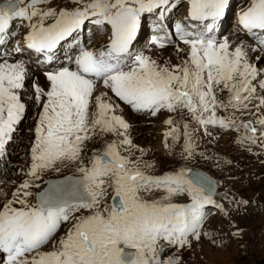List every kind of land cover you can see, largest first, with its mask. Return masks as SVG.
Instances as JSON below:
<instances>
[{
	"label": "snow or ice",
	"instance_id": "1",
	"mask_svg": "<svg viewBox=\"0 0 264 264\" xmlns=\"http://www.w3.org/2000/svg\"><path fill=\"white\" fill-rule=\"evenodd\" d=\"M171 3L172 0H69L63 6H53L51 0L0 3V45L9 35H15L9 32V25L20 19L27 22L24 45L43 53L46 60L52 59L50 53L61 42L74 41L86 23L110 26L105 46L96 50L80 48L74 70L61 67L45 73L50 84L47 91L33 85L42 110L34 128L32 163L27 175L39 179V173L45 170L55 167L59 171L58 164H77L80 176L50 182L35 193V203L29 202L33 196L29 190L31 181L26 179L19 185L13 199L0 207V264H183L180 255L165 256V251L190 247L193 240L207 235L202 232L207 215L204 208L215 203L214 185L206 178L190 177L191 170L186 168L147 175L136 161L121 155L120 147L132 142L126 134L128 123L115 114L119 105L107 92L95 95L97 81H102L105 89L136 112L156 116L162 110H186L205 127L218 124L227 128L232 123L216 115L215 109L220 106L217 89L230 93L224 107H248L255 98L252 81L258 69L246 58V45L241 42L230 50L227 39L218 42L210 35L225 16L229 0H189L188 15L192 19L212 22L196 32L176 23L175 32L189 49L188 58L181 64L158 65L142 51L132 50L142 14L158 10L163 17ZM238 23L258 39L259 46H264V0H250L240 12ZM166 41L172 42L167 35L151 37V44L159 48ZM22 50L20 46L14 48L15 52ZM26 72L21 61L0 62V150L25 114L26 105L18 90L24 87ZM260 87L264 88V81ZM93 103L95 111L90 112ZM260 104L264 105V98H260ZM257 122L264 126V118ZM165 123L172 126L165 136L179 139L178 124L171 117ZM243 127L250 133L246 139L256 143L257 128L251 122ZM96 130L115 133L123 139L108 143L102 153L94 152L85 165V142ZM260 135L264 136V131ZM183 137V152L188 158L193 144L187 123ZM109 188L114 192L113 203L102 207ZM141 192L162 195L159 199H144ZM180 195L190 197V203H173L172 198ZM84 210L89 214L84 215ZM64 223H71V227L54 239ZM48 245L51 247L43 250Z\"/></svg>",
	"mask_w": 264,
	"mask_h": 264
},
{
	"label": "rangeland",
	"instance_id": "2",
	"mask_svg": "<svg viewBox=\"0 0 264 264\" xmlns=\"http://www.w3.org/2000/svg\"><path fill=\"white\" fill-rule=\"evenodd\" d=\"M2 1L0 0V2ZM235 7L236 5L233 8ZM180 9L181 5L174 6L169 21L170 26L173 27L178 19ZM230 13L231 16H228L229 18L223 27L216 31L215 38L223 37L221 40L216 38L217 41L227 39L230 50H234L243 41L240 36H237V33L233 37L229 35V26L231 27L233 23V10ZM11 26L13 31L17 30V19L10 23L9 28ZM89 37L88 43L86 42L87 45L93 41V36L90 35ZM144 37L142 34L137 43L145 40ZM12 39L13 36L10 37V41ZM171 41V43L165 42L163 48L150 44L140 51L155 60L158 65L167 64L171 67L181 64L188 58V46L184 45L178 36H174ZM244 44L246 45V58L258 69V75L252 81L256 88L255 98L248 102L247 108L224 107L223 105L228 103L230 93L227 90L220 91L217 89L216 96L220 106L215 109L216 115L232 122L231 126L227 128L220 127L218 124L202 126L186 110H178L177 112L162 110L156 116L147 112H136L130 106L119 101L110 90L105 89L102 82L97 81V87H102L103 92H107L112 102L119 105L115 109V114L121 116L129 125L126 134L133 141L131 145L120 147L121 155L136 161L147 175L159 176L180 168L198 169L213 178L218 185L216 196H212L215 203L205 205L204 208L207 215L202 224V232L208 234L202 235L199 241L193 240L190 247L179 250L171 248L164 253L165 256L173 253L180 255L183 264H208L203 261H195L197 260L194 259L195 243L201 244V248L210 246L209 249L216 254H225L224 257L231 264H264V136L260 135L264 131V126L257 122L258 119L264 118V105L260 104V98H264V88L260 87L261 81H264V53L260 48H255L256 50L253 51L254 48L251 45ZM6 48L9 51V46ZM178 49L180 50L178 51ZM11 56L14 57L0 53V62L8 60L10 63H15ZM32 66L26 72L28 78L25 77L24 87L18 90L23 96H21L23 103L27 97L22 93L25 89L29 90V86L34 89L32 85L36 84L45 91L50 87L45 77L46 71L44 74L41 73L42 75H36V66ZM61 67L58 65L48 69V71L58 70ZM70 69L74 70L75 67L72 65ZM42 99H46V97ZM28 103L22 121L15 128L14 134L16 136H11L12 141L6 143L4 147H7L8 151L0 155V207L8 200L13 199V192L26 179L30 180L33 185L29 189L33 193L29 202L35 203V193L45 185L47 179L63 175L80 176V173L77 172V164H58L59 171L55 167L45 170L39 173V179H33L27 175L32 163L31 146L35 138L34 128L42 110V104L37 103L35 99V90L28 99ZM92 111H95L94 103L90 109V112ZM135 117L141 119L142 122L135 123ZM167 117H171L178 124L179 139L173 140L171 136L166 137L164 135L163 122ZM154 121L157 124H154ZM246 122H251L252 126L257 128L256 143H251L246 139L250 135L248 130L243 127ZM185 123L188 124V131L193 144L192 155L188 158H185L187 154L183 152ZM142 126H153L155 130H138L137 127ZM169 130L170 128L167 131ZM121 139L123 137L117 136L115 133H103L96 130L92 139L85 142L82 153L84 164L89 163L94 152L102 153L108 143L113 141L119 143ZM140 143L147 144L145 151L143 144L139 146ZM146 164L151 165V167H146ZM36 185L39 187L37 188ZM161 195V192H141L144 199H159ZM113 196L114 192L109 188L107 195L102 200V207H109L113 203ZM241 201H247V204H243ZM172 202L187 204L190 203V197L186 195L176 196L172 198ZM216 205L221 207H216ZM14 206L19 207L18 204ZM83 214H89L88 210H84ZM70 227L71 223L62 224L56 235L61 233L63 235Z\"/></svg>",
	"mask_w": 264,
	"mask_h": 264
},
{
	"label": "bare ground",
	"instance_id": "3",
	"mask_svg": "<svg viewBox=\"0 0 264 264\" xmlns=\"http://www.w3.org/2000/svg\"><path fill=\"white\" fill-rule=\"evenodd\" d=\"M51 2H52L53 6H63L65 4H68L69 0H51ZM249 3H250V0H243V1H241V0H229V6L226 9L225 16L222 17L221 20L217 22L216 27L213 29V32L210 35L216 36V31H218L220 28H222L223 25L226 23V20H228V18H229L228 16H231L230 11L232 12V10H234L236 8L234 10L235 20L232 21L233 23H232L231 27L229 26V31H228L229 35L233 37L234 34L237 33V36H240L241 40L244 43L251 45L253 48H260V50H263L262 52L264 53V46H259L258 39L252 37L251 34L247 33V31L244 30L242 28V26L239 25V23H238V17H239L240 12L242 10L246 9L249 6ZM180 5H181L180 14H179L178 19L176 20L175 24L172 27V25L170 26L169 21H170L172 14H173V8H174V6H180ZM234 5H236L235 8H233ZM188 9H189V0H172L171 6L169 7L168 11L165 13V15L163 17L160 16V13L158 10H154L152 13L142 14L141 27L139 29V32H143L147 28L146 23H145L147 19H149L151 21V28H150V31L148 32L149 35H147L145 37L147 40H142L139 43L134 42V44L132 46V50L134 52H138V51L142 50L143 48H145V46L150 45L151 44V37L153 35H159V36L167 35L169 37V39L172 40V38L174 36H178V35H176V32H175V25L177 22L181 23L185 27V29L187 31H190V32L203 31L205 29V24L212 22L211 19H209L207 21H200V20L192 19L188 15ZM50 22H51V20L47 21V23H50ZM17 27L18 28L16 31L12 30V26L9 28V32L15 33V35L13 36V39L11 41H10V37H12V35H9L7 41L3 45H0V53H6L9 55H13L14 57H12V56L11 57H12V59L14 58L15 62H17V61L23 62L25 64L27 72L30 70L29 68L32 65L36 66V71H35L36 75L41 74V73L44 74V71L47 72L48 69L54 68L58 65H61L62 67L63 66L69 67V68L73 65V67L76 68V65L74 63L75 57L79 54L81 47L87 48L86 45L88 43L87 41L90 38L89 37L90 35L93 36V41L91 43H89V45H87V46H88V49H91V50H96V49H99V48L105 46L107 43L108 37L110 35V26L105 25L103 27H99V26L93 25L91 23H86L79 30L78 35L76 36L74 41L73 40H66V42H64V44L59 45V47L57 48V50L54 53H50V55L52 56V61L48 64V63H46L47 62L46 57L44 58L43 56H40V54L37 53L34 49H28L24 45L23 37L27 31V22L21 21L20 19H17ZM218 38H219V40L223 39L222 36H220ZM6 46H9V51L6 50L7 49ZM17 46H20L23 50L21 52H15L14 48ZM68 64H69V66H67ZM26 78H28V77H26ZM98 82H102V81H98ZM27 84H29V82ZM28 88H30V89L29 90L25 89L24 92L22 91L23 92L22 94L27 97V100H24L25 101L24 104L26 105V110H27V106L29 104L28 99L30 98L31 94L34 92V89L32 88L33 89V91H32L31 86H29ZM103 91H104V89L102 87H97V92L95 93V95H100L101 93H103ZM168 118L169 117H167L164 120V122L162 121L163 125H164V130H163L164 135L167 132V130L172 127V126L165 123V121ZM134 120H135L134 121L135 123L142 122V120L138 119L137 117H135ZM154 124H157V123L155 122ZM137 128H138V130H146V131H154L155 130L153 126H146V127L142 126V127H137ZM17 129L20 130L19 128H17ZM14 135L16 136V134L13 133L12 136H14ZM130 140H131V142L133 141L132 138ZM10 141H12V139H10L7 143H9ZM142 144L144 145V151H145L147 149V144L146 143H140L139 146H141ZM6 148H3V150H0V155H2L4 152L6 153L8 151V148L7 149ZM214 196H216V195H214ZM61 234L56 235L54 237V239L58 240L59 237L62 236ZM200 246H201V244L195 243L196 249H194V252H195L194 259H197L195 261H203V262H206L208 264H231L227 261L226 257H224L225 254L224 255L216 254L211 249H209L210 246H207L206 248H201ZM49 247H51V245L46 246L45 250H47V248H49ZM188 264H190V263H188Z\"/></svg>",
	"mask_w": 264,
	"mask_h": 264
},
{
	"label": "water",
	"instance_id": "4",
	"mask_svg": "<svg viewBox=\"0 0 264 264\" xmlns=\"http://www.w3.org/2000/svg\"><path fill=\"white\" fill-rule=\"evenodd\" d=\"M2 2H0V3H2ZM189 175H190V177L192 175H197V176L206 178L207 181L211 182L214 185V191L212 192V196L216 195L217 189H218V185H217L216 181L213 178H211L210 176H208L207 174H205L204 172H202V171H200L198 169H191V172L189 173ZM78 176L79 175H63V176H59V177L49 178V179L46 180L45 185L39 191H42L44 188L48 187L50 182H62V181H65V178H67V177H78ZM35 202H36V200H35Z\"/></svg>",
	"mask_w": 264,
	"mask_h": 264
}]
</instances>
